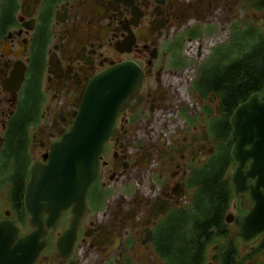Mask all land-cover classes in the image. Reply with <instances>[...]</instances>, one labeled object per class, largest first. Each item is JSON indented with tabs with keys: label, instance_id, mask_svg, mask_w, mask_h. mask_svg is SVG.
<instances>
[{
	"label": "flooded vegetation",
	"instance_id": "af4514ba",
	"mask_svg": "<svg viewBox=\"0 0 264 264\" xmlns=\"http://www.w3.org/2000/svg\"><path fill=\"white\" fill-rule=\"evenodd\" d=\"M259 3L0 0V220L16 226L0 264L171 263L183 213L203 206L200 187L220 173L221 158L230 159L223 176L232 194L229 118L251 94L263 97L264 85L242 99L226 94L231 66L222 62L243 51L247 25L264 33ZM112 78L130 88L68 243L75 205L55 216L41 188L28 187L31 169L47 162L87 102L97 108ZM175 99L188 106L173 117ZM232 199L227 234L207 243L203 264H225L223 246L238 241L225 216L248 209ZM248 246L258 251L244 264L258 254L264 264V234Z\"/></svg>",
	"mask_w": 264,
	"mask_h": 264
},
{
	"label": "water",
	"instance_id": "95a60500",
	"mask_svg": "<svg viewBox=\"0 0 264 264\" xmlns=\"http://www.w3.org/2000/svg\"><path fill=\"white\" fill-rule=\"evenodd\" d=\"M109 71L102 73L105 79ZM110 85L97 94V108L93 100L86 103L70 128L59 141L51 144L46 163L37 162L31 169L34 183L28 187H40L44 198L55 207L54 215L74 204L72 226L66 233L69 243L78 216L84 209L85 193L98 174V156L109 136L113 118L126 96L129 85L110 79ZM263 97L253 93L239 103L230 115L232 127L230 156L234 162L230 182L232 194L239 197L247 212L241 215L227 213V221L237 226L231 231L243 245L254 243L264 234V87ZM39 178L40 179L39 181ZM246 193V195H245ZM28 203V201H27ZM12 232L13 236L8 233ZM16 226L10 220H0V249L5 241H13ZM263 254L253 255L256 264ZM3 257L0 256V261ZM213 261L217 258L213 257Z\"/></svg>",
	"mask_w": 264,
	"mask_h": 264
},
{
	"label": "trees",
	"instance_id": "16d2710c",
	"mask_svg": "<svg viewBox=\"0 0 264 264\" xmlns=\"http://www.w3.org/2000/svg\"><path fill=\"white\" fill-rule=\"evenodd\" d=\"M259 2L260 9H263L264 0ZM236 45L238 42L229 49ZM242 48V52L235 48L236 55H232L235 54L232 49V54L222 62L231 66L224 74L227 75L228 85L223 90L226 94L236 96L243 93L239 96L240 99L247 97L252 91L260 90L264 85V33L254 25H247ZM229 160L221 158L218 163L221 166L220 173L201 185L203 206L183 213L184 221L176 230L171 248L173 257L168 264H203L207 243L226 236L224 215L232 200V194L229 180L223 176L228 165L223 163H228ZM234 242L230 240L229 245L223 246L225 264H244L251 253L258 251L254 249L251 253L240 254Z\"/></svg>",
	"mask_w": 264,
	"mask_h": 264
},
{
	"label": "rangeland",
	"instance_id": "374dc122",
	"mask_svg": "<svg viewBox=\"0 0 264 264\" xmlns=\"http://www.w3.org/2000/svg\"><path fill=\"white\" fill-rule=\"evenodd\" d=\"M236 48V47H235ZM235 48H234V52H235V55L237 54L236 53V50H235ZM225 50H227V48H225ZM216 61H219V59H218V57H216ZM190 75H193L194 73L193 72H190L189 73ZM188 90H190V88H188L184 93L185 94H187L189 91ZM190 103H192L193 105H194V101H188L187 102V104H190ZM173 105H174V110H173ZM173 105H172V116L173 117H175L176 115H179V111H180V109H181V107L182 106H188V105H185L184 104V101H178V100H174V103H173ZM234 202V200L232 199V201H231V204ZM231 204H230V209H229V211L230 212H232V213H234L235 211H234V209L233 208H231L232 206H231ZM235 245H236V248H237V250L240 252V254H248V253H250V247L248 246V245H242V244H240V243H238V241L237 240H235ZM252 245V244H251ZM263 260H264V258H263Z\"/></svg>",
	"mask_w": 264,
	"mask_h": 264
}]
</instances>
